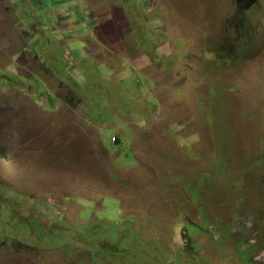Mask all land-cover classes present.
<instances>
[{
	"label": "rangeland",
	"instance_id": "1",
	"mask_svg": "<svg viewBox=\"0 0 264 264\" xmlns=\"http://www.w3.org/2000/svg\"><path fill=\"white\" fill-rule=\"evenodd\" d=\"M8 2L0 264H264V0Z\"/></svg>",
	"mask_w": 264,
	"mask_h": 264
},
{
	"label": "crops",
	"instance_id": "2",
	"mask_svg": "<svg viewBox=\"0 0 264 264\" xmlns=\"http://www.w3.org/2000/svg\"><path fill=\"white\" fill-rule=\"evenodd\" d=\"M102 2H99V4H101ZM10 3L8 2V0H0V25H4L3 23H8L9 20H14L16 19L14 16V12L12 11L13 9L11 7H9ZM111 10V6L109 7V11ZM95 15V27H99L100 25H102L105 21L110 22L111 21V14L109 17L104 16L102 13L100 12H94ZM17 43L19 42V36L17 38ZM99 48V45H95L93 46L90 50L91 51H97ZM17 60H19V56L17 57Z\"/></svg>",
	"mask_w": 264,
	"mask_h": 264
},
{
	"label": "trees",
	"instance_id": "3",
	"mask_svg": "<svg viewBox=\"0 0 264 264\" xmlns=\"http://www.w3.org/2000/svg\"><path fill=\"white\" fill-rule=\"evenodd\" d=\"M260 0H234L238 11L243 12L251 7L255 6ZM117 141V138L114 137Z\"/></svg>",
	"mask_w": 264,
	"mask_h": 264
}]
</instances>
